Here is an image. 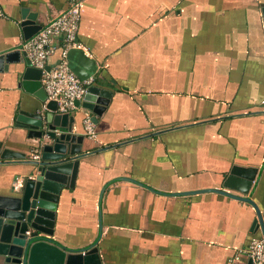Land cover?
<instances>
[{
  "label": "crops",
  "instance_id": "0c3cea01",
  "mask_svg": "<svg viewBox=\"0 0 264 264\" xmlns=\"http://www.w3.org/2000/svg\"><path fill=\"white\" fill-rule=\"evenodd\" d=\"M74 1L91 85L111 95L101 114L71 113L81 152L53 238L98 239L103 264H248L256 208L209 189L235 165L256 169L246 196L264 222V0H0V196L18 194L41 155L29 120L48 100L23 85V23L43 27Z\"/></svg>",
  "mask_w": 264,
  "mask_h": 264
},
{
  "label": "water",
  "instance_id": "95a60500",
  "mask_svg": "<svg viewBox=\"0 0 264 264\" xmlns=\"http://www.w3.org/2000/svg\"><path fill=\"white\" fill-rule=\"evenodd\" d=\"M30 24L29 20L23 23L26 39L42 28ZM12 56L13 53H9L5 58L9 60ZM68 60L70 68L82 80L96 73V62L80 48L70 49ZM25 62L24 88L45 101L47 94L41 82L43 70L34 67L28 57ZM110 95L111 91L99 85H89L84 98L78 100L76 105L101 114ZM57 107L56 101L49 100L45 111L42 110L46 113H39L29 120L32 127L41 128V131H33L40 139V158L33 161L36 168L24 179L18 194L0 196V264H103L98 239L87 246L71 248L53 238L59 195L64 187L73 185L78 171V161H74L73 157L81 152L78 145L81 138L72 133L74 116L58 112ZM9 156L7 151L0 153L1 158ZM255 176L256 169L235 165L223 183L225 189L209 190L252 203L258 212L264 236L260 210L246 196L250 194ZM248 264H253L252 259Z\"/></svg>",
  "mask_w": 264,
  "mask_h": 264
},
{
  "label": "built area",
  "instance_id": "2783aa9c",
  "mask_svg": "<svg viewBox=\"0 0 264 264\" xmlns=\"http://www.w3.org/2000/svg\"><path fill=\"white\" fill-rule=\"evenodd\" d=\"M80 4L79 1L72 2L68 9L51 19L23 45L32 65L43 70L41 82L47 100L56 101L60 113L76 110V102L83 99L87 87L93 81L91 78L80 79L69 66L68 52L78 46ZM58 47L60 58L49 66L48 58ZM85 126L87 135L95 137L94 125L89 116L85 118ZM38 152V149L34 151V159H38ZM247 253L253 264H264V236L253 238Z\"/></svg>",
  "mask_w": 264,
  "mask_h": 264
}]
</instances>
